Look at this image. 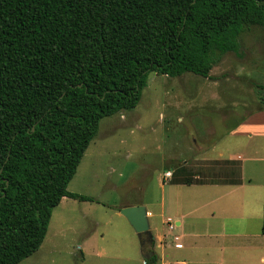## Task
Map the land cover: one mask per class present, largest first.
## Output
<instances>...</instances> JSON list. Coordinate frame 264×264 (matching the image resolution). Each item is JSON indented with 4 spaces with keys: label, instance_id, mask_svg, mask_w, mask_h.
Returning a JSON list of instances; mask_svg holds the SVG:
<instances>
[{
    "label": "trees",
    "instance_id": "obj_1",
    "mask_svg": "<svg viewBox=\"0 0 264 264\" xmlns=\"http://www.w3.org/2000/svg\"><path fill=\"white\" fill-rule=\"evenodd\" d=\"M251 25L264 0H0V264L40 247L63 197L95 200L67 185L101 118L134 108L149 72L210 76ZM189 174L177 165L170 181H205Z\"/></svg>",
    "mask_w": 264,
    "mask_h": 264
},
{
    "label": "rangeland",
    "instance_id": "obj_2",
    "mask_svg": "<svg viewBox=\"0 0 264 264\" xmlns=\"http://www.w3.org/2000/svg\"><path fill=\"white\" fill-rule=\"evenodd\" d=\"M238 44L237 53L218 55L210 76L149 72L134 108L101 118L96 135L67 185L68 191L95 200L62 198L52 208L40 247L15 264H122L121 256L132 254L133 243L129 244L128 239L133 228L119 210L125 204L142 202L157 215L161 193L172 210L180 205L193 210V206H198L197 215L218 205L227 217L214 219L223 222L227 232L258 231L264 196L258 186L264 183L263 161L249 158L243 162V176L251 182L247 181L242 191L245 197L248 191L250 197L256 196L251 199L255 200L251 216L243 214L242 206L238 214L241 217L228 218L227 198L205 204L210 195L192 190L210 188L172 185L171 193L169 184L161 187L169 169L184 160L189 173L198 174V179L228 175V168L222 164L213 165L211 160L193 156L218 158V152L227 149H238L247 157L264 156V137L257 132L264 130V115L255 114L264 111V90L256 87L264 85V25L246 27L238 37ZM238 125L236 132L228 134ZM242 130L253 132V136L247 137ZM202 147L203 151H199ZM258 199L260 204L256 202ZM186 221H192L191 216ZM150 222L161 225L158 216L150 218ZM133 241L137 252L140 241L138 238ZM240 241L244 242L237 238L236 245ZM226 242L228 245V237ZM231 254L232 250H227L226 255ZM242 255L246 256L244 251ZM193 258L203 263L202 252Z\"/></svg>",
    "mask_w": 264,
    "mask_h": 264
},
{
    "label": "crops",
    "instance_id": "obj_3",
    "mask_svg": "<svg viewBox=\"0 0 264 264\" xmlns=\"http://www.w3.org/2000/svg\"><path fill=\"white\" fill-rule=\"evenodd\" d=\"M263 112L264 111L255 112V114L257 116L264 115ZM123 116L124 115L121 114V117ZM249 118H247L242 124H245L249 120ZM238 127L240 126H235L233 130L231 129L228 132V134L236 132V128L238 129ZM242 132L246 133V136L249 138L253 136V132L249 130H242L241 133ZM257 132L264 137V130H258ZM194 141L196 140L194 139ZM198 149L200 151L203 149V147ZM193 157L199 158L201 160H211V163L213 165L222 164L223 166H225V168H228V175H224L223 177H220V179L217 178L212 180V178H209L203 181V183H171L170 179L173 167L182 164L185 165V163H187V160H184L182 162L175 163L174 166L169 169L170 174H166V176H164L161 187L164 186L165 183L169 184L171 193L172 185H197L205 188H210H199V190H195L197 188H194L192 190L193 192L199 194L204 192V194L206 193V195H210L209 200H206L205 204L217 202L221 198H227V201H229V205L226 206L228 218H230L231 216L235 218L236 215H238L242 210V206L245 208L243 214H248L251 216L253 213L252 210H254L252 207V202L255 201L251 199H256V196L251 195L250 197V191H248L247 196L245 197L244 191H242V189L244 190L246 188V182H251V179L246 181L243 176V162L248 161L247 159L249 158H254L256 161L260 160L264 162V156L247 157L244 156L238 149H227L226 151H219L218 158H206L199 155ZM225 160L236 162L237 170L235 166L229 163H225ZM232 166L233 171H230V168H232ZM195 175V177H197L198 174ZM228 179H237L239 182H222L223 180ZM258 186L262 187L264 193V183H258ZM239 192L242 194L240 195V197L238 195ZM64 198L65 197H63V199ZM259 199L256 200L257 203H259ZM137 204L143 203L139 202L136 204H125L123 207ZM159 204L160 207L157 215L155 212L145 207L147 211L149 229L153 236V240L149 241L145 235H142V243H140V249H137V252L140 254L138 255L137 252H135V247H133V239L136 240L138 236L133 229V234L129 231L128 243H133V245L131 244L132 249L130 250L132 254L122 255L121 257H124L123 259H121L122 264H146L145 259L150 258L154 254H156L157 257L154 264H243V262L245 264H264V234L260 232V228L258 229V231L253 232L247 230L241 232H227L223 227V222H219L214 219L215 217H219V219L227 217L222 215V208L218 205V209L211 206L207 213L203 212L197 215L196 211L198 206L196 208L193 206V210L190 207H183L184 205H180L181 207L179 208L181 209L177 207L172 210V208L169 207L170 204L166 206L163 193H161L160 195ZM154 216H158L160 218V227L151 225L150 218ZM188 216H191L192 221L185 222V219ZM241 216L242 215H238V217ZM208 219L211 220L208 221ZM164 225H166V227ZM169 225L172 226L170 227ZM227 237L229 238L228 245L226 242ZM237 238L243 239L244 242L240 241L241 243L236 245L235 240ZM174 243H176L177 245H174ZM230 249L232 250L233 254L227 256V250ZM243 251L246 256L242 255ZM200 252H202L204 257L203 263L193 258ZM97 253V256H99L100 252ZM102 256L105 257L108 255L104 254ZM139 256L142 257L141 261L139 259Z\"/></svg>",
    "mask_w": 264,
    "mask_h": 264
},
{
    "label": "water",
    "instance_id": "obj_4",
    "mask_svg": "<svg viewBox=\"0 0 264 264\" xmlns=\"http://www.w3.org/2000/svg\"><path fill=\"white\" fill-rule=\"evenodd\" d=\"M130 226L137 234L140 243H142V235H145L149 241L153 240V236L149 229L147 211L144 205L137 204L132 206H125L119 210Z\"/></svg>",
    "mask_w": 264,
    "mask_h": 264
},
{
    "label": "built area",
    "instance_id": "obj_5",
    "mask_svg": "<svg viewBox=\"0 0 264 264\" xmlns=\"http://www.w3.org/2000/svg\"><path fill=\"white\" fill-rule=\"evenodd\" d=\"M170 227L172 226V225H169ZM174 245H177L176 243H174Z\"/></svg>",
    "mask_w": 264,
    "mask_h": 264
}]
</instances>
